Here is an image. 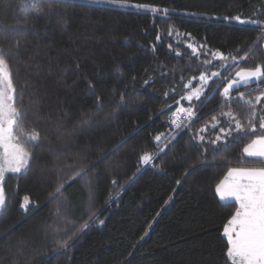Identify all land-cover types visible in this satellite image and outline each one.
<instances>
[{
    "label": "trees",
    "instance_id": "1",
    "mask_svg": "<svg viewBox=\"0 0 264 264\" xmlns=\"http://www.w3.org/2000/svg\"><path fill=\"white\" fill-rule=\"evenodd\" d=\"M7 1L5 8L0 0V26L9 29L0 31V46L13 52L8 59L19 94L16 106L27 112L20 127L25 132L39 131L42 139L36 147L16 132L33 151L35 162L29 172L4 176L8 211L0 216V234L7 235L0 238V264H231L223 230L238 203L222 201L215 188L231 167L264 161L246 157L242 151L255 138L250 132L217 149L205 143L207 152L199 150L193 134L211 116L229 108L245 122L246 105L234 101L216 107L221 97L215 94L207 107L196 108L199 118L183 130H173L170 113L161 110L167 105L175 109L189 78L213 71L227 76L238 70L235 65L225 70L219 60L202 67L201 61L210 57L197 59L187 43L242 56L243 51L236 49L247 51L260 32L223 17L253 16L264 7V0H133L177 10L170 11L168 18L88 0H77V5L85 6L54 4L59 15L38 18L24 0ZM170 29L171 36L167 35ZM168 44L178 48L180 55ZM253 58L264 61V52L257 48L239 66H254ZM88 81L95 85L94 94ZM197 84L194 80L192 86ZM255 87L240 91L255 97L259 92H250ZM121 93L127 104L117 107ZM97 97L103 101L102 108ZM181 103L189 106L187 101ZM256 107L264 116V99ZM221 119L226 126V118ZM60 123L64 136L56 131ZM169 131L176 136L173 147L151 165L139 163L143 152L159 151L154 137ZM203 134L206 140L214 135L211 128ZM255 135L264 131L258 128ZM113 148L112 155L87 176L66 186L64 202H49L57 183H67L75 175L73 169L91 165ZM190 165L196 169L185 181L183 174ZM25 196L35 207L21 208ZM58 206L65 217L59 226L67 225L69 233L92 212L98 220L78 233L66 252L54 254L55 240L50 231L45 235V227L57 219Z\"/></svg>",
    "mask_w": 264,
    "mask_h": 264
},
{
    "label": "snow or ice",
    "instance_id": "2",
    "mask_svg": "<svg viewBox=\"0 0 264 264\" xmlns=\"http://www.w3.org/2000/svg\"><path fill=\"white\" fill-rule=\"evenodd\" d=\"M92 4L107 3L118 6L120 8H136L145 9L152 13H159L164 18H168L169 12H175V9H168L165 7L153 6L142 3H133V0H88ZM24 4L27 9H31L33 14L38 18H45L48 16L59 15V12L53 7L54 4H73L77 5V0H24ZM77 6H85L79 4ZM184 15L194 16L195 13L186 12ZM264 17V7L258 11L253 12V16L242 18L241 15L225 16L226 21H236L240 25H251L254 29L260 32L256 40L247 45V51L238 47L237 53L243 51L242 56L228 54L216 49L215 51L207 49L204 44L197 45L195 43H187V48L191 49L192 53L199 59L200 55H206L210 59L201 61V66H212L213 60H219L222 62V66L225 70L233 67L238 68L234 74L229 73L227 76H222L220 71H213L211 73L201 72L198 77L193 76L184 83L183 87L185 92L180 96L179 100L175 101L176 107L173 110L171 105H167L161 112L167 111L170 113L168 119L173 130H183L185 128H191L192 122L198 119L197 107H207V103L210 102L215 94H219L221 97L220 103L216 107L223 108L225 105H230L232 102H243L246 105L245 122L234 114L233 110L229 108L227 111H221L218 115L211 116L210 121L206 122L193 134L194 141L200 145L199 150L207 152L203 145L207 143L209 146L217 149L221 144H227V142L234 137L246 135L249 132L255 136L247 143L242 151L246 157L259 158L264 161V135H255L257 129L264 131V116L259 115V110L256 105L260 104L264 99V61L256 62L253 58L252 67H240L241 62H247L252 52L257 48L261 52H264V19L254 18ZM219 19V18H217ZM9 29L0 26V31H8ZM15 31V28L11 29ZM173 30L170 29L167 35L171 36ZM190 36L191 34H186ZM156 40H160L158 34ZM19 47V41H17V48ZM155 50V45L151 46ZM168 49L175 52L177 56L180 55L179 49H173L172 44H168ZM206 50V51H205ZM13 55V52L7 48L0 46V216L4 215L8 211L7 197L3 185L5 172H11L14 174H22L31 171V165L35 162V156L33 151L25 146V143L21 141L20 137L16 134L17 131L23 134L27 138L28 142H34L36 147L40 146L41 135L39 131L32 130L31 132H25L20 125L23 123L27 112L23 108L16 106L17 93L16 87L13 83L11 72L9 71V59ZM79 63L76 64V68L79 69ZM117 73H121V69L116 68ZM167 73L161 72L160 75L164 76ZM135 79V77H133ZM183 79V77L181 78ZM198 80L197 86L193 87V81ZM219 81V82H217ZM149 81L145 80L144 84H148ZM252 84H256L255 88H250V92H259V95L255 97L240 91L241 87H248ZM210 85H214L210 87ZM88 86L95 92V85L88 81ZM175 92V89H172ZM169 93H165V96ZM181 101H187L189 106L185 107ZM97 104L99 107H103V101L100 97H97ZM127 101L123 93L120 94L117 107L126 105ZM115 111V109H114ZM108 115H111L108 114ZM226 118V126L222 124V119ZM83 124H88V120H83ZM209 128L212 129L214 135L207 139L203 133H207ZM63 124L57 125L58 136H64L66 133L62 130ZM158 152L153 153L149 151L143 152L138 162L144 165H151L154 160L164 153L167 149L173 147L176 136L173 135V131L168 133H161L154 137ZM163 145V147H161ZM115 148L102 155L97 161L91 165L80 167L79 170L73 169L75 175L67 183H57L54 190L49 194V202L59 199L64 202L66 198L63 196V191L66 186H71V183L78 179H83L98 163H101L108 156H111ZM196 166L190 165L183 174L184 180L195 171ZM139 171V168L137 169ZM232 178V179H229ZM111 184L113 186L118 185L116 179H112ZM91 183V181H89ZM178 185L181 181L176 182ZM216 193L222 201L235 200L238 202V207L235 213L228 220L224 227V235L227 237V250L226 256L231 261V264H264V167L262 168H231L228 171L225 180L216 185ZM111 200V196L109 197ZM171 199V197L169 198ZM30 206L35 207L32 204L30 197L25 196L22 209H28ZM57 219L45 227V235L50 231L55 240V247L52 249L54 254H58L60 250L67 251L75 240L79 238L78 233L84 232L89 228L90 222L94 223L98 220L95 212H92L87 221L78 227L73 225L71 233L68 232L67 225L60 227L59 224L65 219L61 215V209L58 206L56 209ZM99 224L103 225L104 220H99ZM11 230V229H10ZM63 233V235H61ZM7 233L0 234V238ZM143 239V237H141ZM14 264L16 262L14 261Z\"/></svg>",
    "mask_w": 264,
    "mask_h": 264
},
{
    "label": "rangeland",
    "instance_id": "3",
    "mask_svg": "<svg viewBox=\"0 0 264 264\" xmlns=\"http://www.w3.org/2000/svg\"><path fill=\"white\" fill-rule=\"evenodd\" d=\"M1 4H2V6L5 5V8H6V6H7V4H8V1H7V0H1ZM2 151H3V150L0 149V153H2ZM231 168H242V167H231ZM231 168H230V169H231ZM244 168H250V167H244ZM228 171H229V170H228ZM6 173H8V171H6L5 174H6ZM227 174H228V172H227ZM227 174H226L225 178L227 177ZM225 178H224L223 180H225ZM229 179H232V178H229ZM223 180H222V181H223ZM218 195H219V194H218ZM219 198H220V197H219ZM227 201H235V200L233 199V200H227ZM237 203H238V202H237ZM238 206H239V205H238Z\"/></svg>",
    "mask_w": 264,
    "mask_h": 264
},
{
    "label": "crops",
    "instance_id": "4",
    "mask_svg": "<svg viewBox=\"0 0 264 264\" xmlns=\"http://www.w3.org/2000/svg\"><path fill=\"white\" fill-rule=\"evenodd\" d=\"M255 159H259V158H255ZM236 167H242V168H244V167H250V168H262V167H264V163H262V164H256V165H254V166H236ZM227 238V237H226Z\"/></svg>",
    "mask_w": 264,
    "mask_h": 264
}]
</instances>
